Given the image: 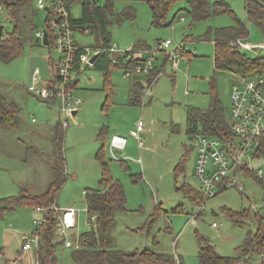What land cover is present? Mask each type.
I'll list each match as a JSON object with an SVG mask.
<instances>
[{"label": "rangeland", "instance_id": "obj_1", "mask_svg": "<svg viewBox=\"0 0 264 264\" xmlns=\"http://www.w3.org/2000/svg\"><path fill=\"white\" fill-rule=\"evenodd\" d=\"M95 1L97 6H104L105 0ZM189 1L171 3L165 15L170 24L162 27L152 25L151 11L144 1L114 4L115 11L120 12L127 5L135 11L133 20L109 28L110 43L118 49L126 51L141 43L152 50L157 42L164 40L171 42L170 48L181 46L182 56L176 69L163 63L164 52L156 53L154 67L160 69L159 74L143 91L140 106L128 104L131 81L122 76L121 68L110 69L113 96L111 107L104 115L100 112L106 95L103 72L92 67L73 72V79L78 80L74 95L82 103L75 119L64 127L61 151L66 177L55 198L58 210L72 208L76 213L74 227L64 234L73 244L90 226L84 194L99 188L101 168L96 154L100 143L96 137L102 127L106 130L103 160L111 176L121 183L126 198V211L116 215L111 230L117 249L152 248L177 257L182 264H198L200 238L219 255L234 258L247 234H254L259 227L256 213L261 215L264 188L258 185L254 175L259 169L264 175L263 155H248L230 174L235 184H224L223 189L217 188L216 194L207 199L194 174L196 141L185 132L186 111L188 107L208 108L211 95L215 94L229 123L231 89L239 76L231 72L213 73V45L208 39L210 31L232 25L231 17L225 13L211 14L206 19L193 21ZM210 1L226 2L246 23L249 35L239 47L240 52L250 58L264 57V36L254 24L247 23L243 0ZM80 3L77 0L72 5V18L79 17ZM47 18L48 13L39 9L35 0H25L23 15L16 20L8 14L3 24L8 33L22 32L24 43L20 56L9 62L0 61V92L15 101L21 110L15 130L0 127V200L20 193L43 192L54 176L51 166L59 167V151L56 146L52 149L46 137L57 119L56 106H48L26 91L32 85L33 71L39 70L38 85H42L51 78L52 61L57 60V49L43 45L35 36L37 31L47 28ZM74 38L82 46H99L96 34L91 31H75ZM246 44L260 48L250 49ZM146 50L141 52L145 57L150 54ZM138 120L144 123L140 147L129 136ZM34 131L42 135L40 140L30 139V132L36 135ZM114 133L126 139L122 150L113 151L117 159L110 156L112 149L109 148ZM184 186L192 188L195 194L185 195ZM239 212L250 216L246 215L236 224L227 213ZM40 217L41 212L28 205L0 211V264H12L11 260L25 254L21 248L22 237L32 234L35 229L32 222ZM71 249L63 244L57 246L62 264H74ZM23 262L36 264L35 251L27 252ZM238 264H264V240L262 255L241 257Z\"/></svg>", "mask_w": 264, "mask_h": 264}, {"label": "trees", "instance_id": "obj_2", "mask_svg": "<svg viewBox=\"0 0 264 264\" xmlns=\"http://www.w3.org/2000/svg\"><path fill=\"white\" fill-rule=\"evenodd\" d=\"M76 1L65 0L66 8L69 10ZM117 1H144L151 11L152 25L162 27L170 24L166 21L165 15L171 3L175 0H105L102 7L97 6L95 0H80L79 17L71 18L75 30L81 33L91 31V33L96 34L99 47L106 48L110 44V26H120L124 21L135 18V11L132 6L127 5L120 12L115 11L114 4ZM2 3L6 6L8 13L13 19L18 20L23 15L25 0H2ZM189 4V13L193 21L203 20L211 14L221 13L228 14L233 21L230 26L216 28L208 33V39L211 40L213 45L212 65L214 74L216 72H231L242 78L264 76V57H247L240 52L237 45H232L236 39H246L249 31L246 23L233 13L226 2L190 0ZM243 8L247 23L254 24L264 36V0H243ZM23 43L24 36L22 32L15 30L9 33L6 39L0 42V61L9 62L20 56L23 52ZM142 45L145 46V44L141 43L135 44L131 52H135ZM147 48L149 49V47ZM80 53H82L81 50L77 54V61ZM132 58H134V55H132ZM122 61L123 59L120 57L119 62L113 64L103 54L99 55V58L94 63L93 68L103 72V89H106L103 107L110 95H112L110 91L112 84L110 79H108L110 69L112 67L114 69L121 68L122 70L131 69L136 60ZM74 70H80L78 63H75ZM159 70L154 67L149 75L127 78L131 81L128 89V104L138 105L141 103L143 91L156 80ZM142 76L145 78H141ZM214 86H211L212 90ZM41 101L43 103L46 102V104L51 102L50 100ZM20 112L18 105L0 92V127L15 130L19 124L18 116ZM185 126V132L193 138L195 134H200L227 140L230 135L228 119L225 117L222 105L215 94L211 95L210 104L206 109L188 107ZM64 132L65 129L62 127L60 120L56 121L52 127L51 142L52 149L54 150V146H56L57 151H59L57 160L59 167L51 166L50 169L54 176L46 190L36 195L20 193L0 200V211L14 210L18 206L25 205L44 209L45 221L36 226L32 232V234L36 233L38 235L37 246L35 249H31L35 251L36 264H62L57 256V246L61 244L65 248H72L70 258L74 264H182L177 257L167 253L156 252L152 248L122 251L114 246L111 230L114 226L116 215L126 211V198L121 183L111 176L109 168L103 160V140L106 134L104 127L99 130L96 137L100 143V149L96 154V159L99 161L101 168L99 188L84 194L87 221L90 226L86 231L79 234L75 244L67 239L64 234L59 235L60 231L58 229L60 228L62 212L57 209L55 198L66 177L64 172L65 163L61 151ZM28 147L31 148V146ZM256 147L257 151L253 156H264V138L260 139ZM241 169H244V166H241ZM254 178H256L258 185L264 188V175L259 177L256 174ZM224 183L219 188L223 189ZM185 189V195H191L192 197L195 194L192 188L185 187ZM261 202V215L256 213L259 227L254 234H247L244 242L236 249V257L227 258L219 255L207 241L200 238L197 252L198 264H238L241 257H249L252 254L262 255L264 194ZM157 209L160 208L157 207ZM227 214L236 224H239L240 219H244L246 215L250 216L247 212L246 215L242 212ZM66 241L70 242V246H66ZM15 264L21 263L19 261V263L16 262Z\"/></svg>", "mask_w": 264, "mask_h": 264}, {"label": "built area", "instance_id": "obj_3", "mask_svg": "<svg viewBox=\"0 0 264 264\" xmlns=\"http://www.w3.org/2000/svg\"><path fill=\"white\" fill-rule=\"evenodd\" d=\"M80 1V0H79ZM39 9L48 13L47 18V41L48 45L53 46L58 51V59L55 64L53 77L38 85L39 76L37 73L32 75V85L26 88L41 100H50L56 105L59 120L62 127H67L69 120H72L74 113L78 111L82 100L74 95L72 88L73 72L75 63L82 68L90 66V59L97 55H106L113 63L119 61L136 60L131 69L123 70L124 78H131L139 75H149L154 69L157 52L165 53L166 63L171 68L176 69L181 58V46L170 48L171 42L164 40L157 42L155 47L149 50L145 58H132V49L120 50L115 44H109L106 48L80 47L74 38L75 27L71 20V7L68 10L65 0H35ZM7 13V14H6ZM8 11L0 0V42L8 36L3 24L7 21ZM37 40H42L43 31L35 33ZM243 40L236 39L232 45L242 46ZM250 49H259V46L248 45ZM78 61L76 60L79 51ZM231 107L229 113L230 135L227 140L195 134V147L197 155L194 164V174L201 182L202 194L205 199L213 197L217 188L225 181L229 185L235 184L230 179V174L237 169L240 163L251 153L257 151V143L264 138V76H252L249 78L239 77V80L232 85ZM34 121V119H32ZM144 130V123L138 120L135 128L129 131V136L136 140L140 147L141 132ZM226 139V138H225ZM124 137L114 135L110 140V149L122 150L125 146ZM257 175L262 177L261 169ZM224 183V184H226ZM41 212L39 220H33L32 224L36 227L45 221L44 209L37 208ZM59 235L65 234L75 225V211L72 208L61 211ZM38 243V235H23L22 250L29 251L35 249ZM70 246V242H65Z\"/></svg>", "mask_w": 264, "mask_h": 264}, {"label": "crops", "instance_id": "obj_4", "mask_svg": "<svg viewBox=\"0 0 264 264\" xmlns=\"http://www.w3.org/2000/svg\"><path fill=\"white\" fill-rule=\"evenodd\" d=\"M77 42V41H76ZM78 43V42H77ZM78 45L80 46V47H89V46H82L81 44H79L78 43ZM146 47V48H145ZM89 48H101V47H99V46H95V47H89ZM142 49V50H141ZM147 49V46H146V44H145V46H141L139 49H137L136 51H135V53H137V55H134V57L136 58V59H139V58H145V56H143V54L141 53L142 51H145ZM149 50L150 49H148V50H146L147 52H149ZM58 56H59V54H58ZM58 56H57V59H58ZM97 58H99V57H97ZM97 58L94 60V62H92L91 63V65L90 66H84L83 68H87V67H92L93 68V66H94V63L97 61ZM164 59H165V57H164ZM119 61H116L115 63H113V64H116V63H118ZM122 62H126V61H122ZM57 63V60L56 61H52V72L54 73V68H55V64ZM164 63H165V60H164ZM166 64V63H165ZM81 66H79V69L80 70H78L79 72L80 71H82V69H83ZM172 69H174V68H172ZM34 73H37V75H39V70L36 68L34 71H33V74ZM53 73H52V75H51V78L53 77ZM110 73V72H109ZM32 74V75H33ZM122 76H123V73H122ZM107 78V77H106ZM108 79H109V76H108ZM47 81V80H46ZM111 82V81H110ZM71 86H73L72 88H73V91H74V93H75V91H76V89H77V86H78V80H77V78L75 77L74 78V80H73V83H72V85ZM110 91L112 92V88H110ZM112 96H113V93H112V95H110V97L108 98V100L107 101H109L110 102V104H106V105H104V107H103V104L101 105V109H100V112H102V114L104 115V113H106L107 112V109H109L110 107H111V99H112ZM13 101V100H12ZM15 102V101H14ZM44 104H46V102H44ZM54 103L53 102H50L49 104H46V105H53ZM142 104V101H141V103L140 104H138V105H134V106H140ZM55 105V104H54ZM56 106V105H55ZM80 109V108H79ZM79 109H78V111L76 112V113H78L79 112ZM57 111V110H56ZM76 113H74V117L72 118V120H74L75 119V116H76ZM32 119H34V118H32ZM32 119H31V121H32ZM59 120V115H58V113H57V119L54 121V123L56 122V121H58ZM32 122H35V119H34V121H32ZM54 123L52 124V127H53V125H54ZM107 128V127H106ZM144 131V130H143ZM34 133L36 134L35 136H32V134H31V132H30V135H29V137H30V139H37V140H40L41 139V137H42V135L41 134H38V132H36V131H34ZM47 139L49 140V142L51 141V136H52V128L50 129V130H48L47 132ZM45 133H43V135H44ZM114 135H116L115 133L113 134V136ZM118 135V134H117ZM51 143L52 142H50V145H51ZM109 148H110V143H109ZM114 150H116V149H112V152H111V150H110V156L113 158V159H117V157L114 155V153H113V151ZM196 155H197V150H196V147H195V158H194V164H195V159H196ZM194 169V168H193ZM35 208H38V207H35ZM30 251V250H29ZM29 251H26L25 252V254L24 255H22L21 257H19L18 259L17 258H15V259H13V260H11V262H12V264H15L16 262H18L19 263V261H20V263L21 264H24V262H23V260H24V258H26V256H27V252H29Z\"/></svg>", "mask_w": 264, "mask_h": 264}, {"label": "water", "instance_id": "obj_5", "mask_svg": "<svg viewBox=\"0 0 264 264\" xmlns=\"http://www.w3.org/2000/svg\"><path fill=\"white\" fill-rule=\"evenodd\" d=\"M43 45H48V41H47V32L46 30H43ZM97 58V55H94L91 59L90 62H94V60Z\"/></svg>", "mask_w": 264, "mask_h": 264}]
</instances>
